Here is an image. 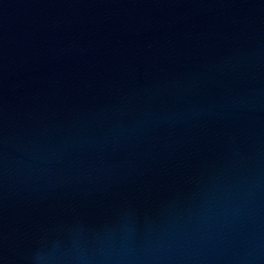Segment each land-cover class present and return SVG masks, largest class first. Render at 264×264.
<instances>
[{
	"label": "water",
	"instance_id": "95a60500",
	"mask_svg": "<svg viewBox=\"0 0 264 264\" xmlns=\"http://www.w3.org/2000/svg\"><path fill=\"white\" fill-rule=\"evenodd\" d=\"M0 264H264V0H0Z\"/></svg>",
	"mask_w": 264,
	"mask_h": 264
}]
</instances>
